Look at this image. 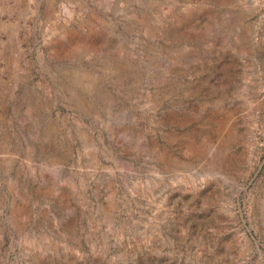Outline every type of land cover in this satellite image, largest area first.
I'll return each instance as SVG.
<instances>
[{
  "label": "rangeland",
  "instance_id": "obj_1",
  "mask_svg": "<svg viewBox=\"0 0 264 264\" xmlns=\"http://www.w3.org/2000/svg\"><path fill=\"white\" fill-rule=\"evenodd\" d=\"M224 251L264 264V0H0V264Z\"/></svg>",
  "mask_w": 264,
  "mask_h": 264
},
{
  "label": "water",
  "instance_id": "obj_2",
  "mask_svg": "<svg viewBox=\"0 0 264 264\" xmlns=\"http://www.w3.org/2000/svg\"><path fill=\"white\" fill-rule=\"evenodd\" d=\"M184 38L183 35H180L177 40L175 39V41L179 44L180 41ZM176 44V43H175ZM127 62V61H126ZM235 219V218H234ZM228 235L230 231H227ZM232 235V234H231ZM230 240V239H229ZM241 254H239L238 256H234V254H226V252L224 251L223 254H218L217 256H215L212 259H204L203 260V264H236L237 260H239L241 258Z\"/></svg>",
  "mask_w": 264,
  "mask_h": 264
}]
</instances>
